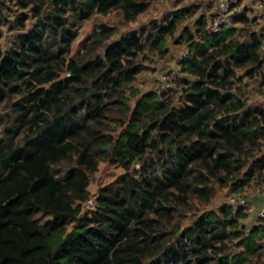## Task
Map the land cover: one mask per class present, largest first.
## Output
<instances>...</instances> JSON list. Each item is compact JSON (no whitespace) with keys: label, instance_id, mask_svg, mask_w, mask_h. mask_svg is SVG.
<instances>
[{"label":"trees","instance_id":"obj_1","mask_svg":"<svg viewBox=\"0 0 264 264\" xmlns=\"http://www.w3.org/2000/svg\"><path fill=\"white\" fill-rule=\"evenodd\" d=\"M152 1L16 0L31 14L20 13L12 45H0V264H252L264 253V224L240 230L242 205L224 203L176 234L213 182L233 180L238 191L264 169V108L249 110L236 89L264 63V32L243 29L246 13L217 30L204 16L182 28L180 70L191 78L178 98L132 82L138 57L165 54L189 8L110 43L115 32L101 24L70 56L86 20L114 10L134 20ZM100 161L123 174L84 210Z\"/></svg>","mask_w":264,"mask_h":264},{"label":"rangeland","instance_id":"obj_2","mask_svg":"<svg viewBox=\"0 0 264 264\" xmlns=\"http://www.w3.org/2000/svg\"><path fill=\"white\" fill-rule=\"evenodd\" d=\"M242 3L243 0H230L229 10L224 12L220 8L218 0H154L144 13L138 15L134 20L129 21L125 20L122 14L116 10L105 14L97 13L86 20L78 29V35L73 41L70 56L76 57L80 55L84 45L89 42V38L92 37L95 32L99 31L101 24L113 29L115 34L111 37L117 39L122 35L125 36L135 31L140 33L142 29H147L154 21L163 22L165 17L176 9L189 8L191 14L183 19L176 34L169 38L167 44L168 51L165 54H160L153 50H146L138 57V62L141 63L142 69L136 74L132 82V85L137 88L140 93L166 89H170L169 91L172 93H179L178 89L180 88L182 79L191 78L180 70V61L187 53V42L185 39H181L182 28L185 27L191 31L194 30L196 27V20L200 16L205 17L208 27L214 26L218 21L220 22L219 24L228 23V25H230L233 20L232 17L244 11L249 18V24L244 25L243 29L264 32V9L260 11L257 8L260 3H262L264 8V0H251L252 4L257 5L256 8H253L248 3H243V7H239ZM0 8L2 11L0 18L3 20L2 24H0V33H2L0 45L2 48H8L12 45L15 40V35L18 32L19 23L17 17L23 11H28V14H31V12L28 8L27 10L19 9L18 5H16V0H0ZM130 22L134 23L136 27H132ZM25 23L27 26H30L32 24V19H27ZM233 24L235 27L242 28V24L239 22ZM121 28L125 30L120 31ZM111 37L109 39H111ZM262 53V57H264V46ZM246 78L247 79L243 78L240 83L236 84L237 91H241L240 94L242 97L245 98L246 101H249V110L255 107L264 108V63L262 68L256 70L254 76ZM135 101L136 97H131L130 104L132 105ZM7 112L6 106L1 104L0 117H5ZM263 154L264 147L263 152L258 155V158ZM135 166L136 168L138 167V162L135 163ZM247 167H251V163H249ZM121 169L122 168L116 164L100 161L98 171L92 174L90 178L88 188L91 195L94 190L99 189V185L107 184L109 177L115 176L116 178ZM257 175H259L258 172ZM209 187L213 191V195L209 198H193L194 204L198 205L200 209H204L208 204H211V208L202 211L201 215L210 210L217 211L224 203H230L234 206L242 205L247 215L245 218H241V220L251 217L247 223L240 222L241 225H244L240 227L244 235L249 232L252 226L258 225V223L264 224V169H262L259 177H254L249 183H246L242 188L238 189V191L233 186V180H230L228 184H221L217 180ZM225 188H227L228 191H225ZM96 194L97 191H95V195ZM95 195H92L90 199L92 201L91 203H87L83 206L84 210L94 204L93 200L95 199ZM241 200H243V203L240 202ZM185 219H187L189 223L191 220H194L192 216H187ZM259 245H263L264 247V238L258 241V247ZM233 246L232 244V247ZM237 250L238 248H235L232 252H238ZM260 251L261 250H259L257 254ZM255 256L252 264H264V253L256 259Z\"/></svg>","mask_w":264,"mask_h":264},{"label":"clouds","instance_id":"obj_3","mask_svg":"<svg viewBox=\"0 0 264 264\" xmlns=\"http://www.w3.org/2000/svg\"><path fill=\"white\" fill-rule=\"evenodd\" d=\"M243 3H248V4H250L253 8H256V7H257L256 4H252V3H251V0H243ZM243 3H242L241 5H239V7H243ZM263 9H264V8H263ZM249 15H252V14H249ZM130 24H131L132 27H136V25H135L134 23L130 22ZM124 30H125L124 28H121V29H120V31H124ZM112 39H115V37H111V39H109V43L111 42ZM122 63H123V62H122ZM240 74H241V73H239V72L237 73V75H240ZM245 79H247V78H245ZM141 87H143V86H141ZM179 95H180V94L177 93L176 98H178ZM247 103H249V101H247ZM132 106H133V107L135 106V103H134V102L132 103ZM82 151H83V150H82ZM75 159H79V157H75ZM249 163H250V161H249ZM235 166H236V165L234 164L233 167H235ZM96 171H98V169L94 170V173H93V174H95ZM239 171H240L241 173L246 172V171H247V165H245V166H244L243 168H241ZM119 174H121V175L123 174V170H122V169L119 170ZM114 179H115V176L109 177L107 182H108V183H111ZM105 187H106L105 184H101V185H99V188H105ZM83 190H84L85 192L88 191V185H87V184H85V185L83 186ZM95 191H98V189H97V190H94V192L92 193L93 196L95 195ZM225 191H228V189L225 188ZM175 195H179V193H176ZM87 202H88V203H91L92 201H91V200H88ZM77 203H79L78 200H77ZM209 208H211V204H208L207 207L204 208V209H200L198 205H195V204H194L193 207L190 209V211L187 212V213L185 214V216H186V217H187V216H192L193 219H195L196 216L201 215V212H202V211H205V210H207V209H209ZM81 215H82V213H81ZM155 218H156L155 215H153V216L151 217V219H155ZM250 219H251V217H248L247 219H242L240 222H241V223H247V221L250 220ZM187 227H189V222L187 221V219H185V220L183 221V223H182L178 228H176V234L178 235L179 233H182V232L185 230V228H187ZM69 233H70V230H69L68 232L63 233L64 237L67 238V236L69 235ZM164 239H167V235L164 236ZM153 258H155V257H154V256H150V257H149V260H150V259H153ZM140 259H141V258H140ZM145 264H146V262H145Z\"/></svg>","mask_w":264,"mask_h":264},{"label":"built area","instance_id":"obj_4","mask_svg":"<svg viewBox=\"0 0 264 264\" xmlns=\"http://www.w3.org/2000/svg\"><path fill=\"white\" fill-rule=\"evenodd\" d=\"M235 1V0H233ZM218 2L220 3V8L222 9V11H228L229 10V2L230 0H218ZM260 11L262 10L263 11V5L262 3L259 4V6L257 7ZM220 22L218 21L214 27H213V30H217L219 28V24ZM239 202V201H238ZM241 203H243V200L240 201ZM264 212V211H263Z\"/></svg>","mask_w":264,"mask_h":264},{"label":"water","instance_id":"obj_5","mask_svg":"<svg viewBox=\"0 0 264 264\" xmlns=\"http://www.w3.org/2000/svg\"><path fill=\"white\" fill-rule=\"evenodd\" d=\"M135 162H138V159H136Z\"/></svg>","mask_w":264,"mask_h":264}]
</instances>
